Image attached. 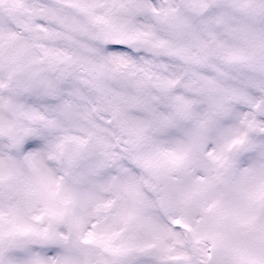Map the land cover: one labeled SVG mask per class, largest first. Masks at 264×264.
Segmentation results:
<instances>
[{"label":"snow or ice","instance_id":"1","mask_svg":"<svg viewBox=\"0 0 264 264\" xmlns=\"http://www.w3.org/2000/svg\"><path fill=\"white\" fill-rule=\"evenodd\" d=\"M0 264H264V0H0Z\"/></svg>","mask_w":264,"mask_h":264}]
</instances>
